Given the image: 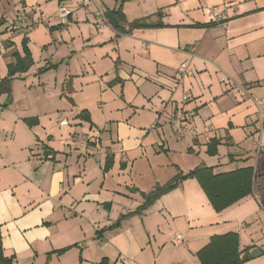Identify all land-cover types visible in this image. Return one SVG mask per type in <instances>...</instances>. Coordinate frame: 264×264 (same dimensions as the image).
Instances as JSON below:
<instances>
[{
	"label": "crops",
	"instance_id": "1",
	"mask_svg": "<svg viewBox=\"0 0 264 264\" xmlns=\"http://www.w3.org/2000/svg\"><path fill=\"white\" fill-rule=\"evenodd\" d=\"M165 1L164 5L149 7L147 13H140L146 8L136 0L123 6L128 23L145 19L150 24L161 21L165 27L136 29L117 36L110 26L114 33L106 30L93 37L86 33L87 26L97 25L119 1L95 0L92 6L84 0H0V81L9 75L13 54L24 55V40L31 51L32 67L36 63L32 46L41 37L46 41V51L49 46L60 45L58 58L66 54L59 63L58 59L44 58L37 81L26 77L32 67L17 76L12 82V97L0 94L1 101H8L7 110L0 104V228L4 253L14 257L15 264H100L103 259L109 264H201L197 253L210 238L229 232L239 234L243 254L254 249L260 252L243 264H264V0ZM61 7L70 12L67 27L58 20L26 34L17 27L20 19L52 17ZM213 9L223 14V20L217 21L211 14ZM177 11L180 20L172 23L170 17ZM211 22L218 24L195 27ZM136 36L143 39L142 52H135L133 45L128 63L110 56L115 64L109 63L107 73L101 71L99 77L102 82L106 79L110 88L111 83L125 85L132 80L135 70L152 74L153 79L140 77L138 82L159 84L142 98L146 102L142 108L152 111L145 112L153 121L148 126L134 124L144 111L124 97L126 105L122 107L128 106L129 111L123 108L121 117L105 116L100 126L90 108H76L75 82L88 74L77 65V58L84 54L85 63V51L111 45L115 39L121 47L125 38ZM136 57H144L153 71L144 72ZM184 62L188 65L179 78L176 73ZM65 64L69 69L60 85L59 102L66 99L71 111L77 112L74 127L59 138L53 125L67 126L68 122L52 121L66 112L65 107L43 108L44 99H40L41 109L37 110L24 95H29L36 83L42 84L43 76L55 77ZM78 82L82 88L89 85ZM180 85L189 96L185 105L171 95L168 99L169 93L162 90ZM18 97L24 100L15 106ZM57 97L45 101L57 102ZM83 112L87 114L81 116ZM183 115L187 118L182 127L184 137L175 126ZM29 118L38 119L37 125L28 126L24 120ZM155 133L159 136L149 144ZM213 139L220 145L217 155L210 156L207 150ZM152 152L185 162L178 163L175 158L171 164L159 165L171 166L170 175L165 179L159 175L149 188L128 183L138 160H150ZM108 155L114 163L105 172ZM200 166L213 167L216 174L253 168V193L218 213L198 181L189 179L141 215L125 219L119 229L105 231L98 239L99 231L111 227L121 215L135 212L144 203L143 194L166 184L179 171L188 173ZM178 235L181 244L174 243ZM67 247L71 249L57 253Z\"/></svg>",
	"mask_w": 264,
	"mask_h": 264
},
{
	"label": "rangeland",
	"instance_id": "2",
	"mask_svg": "<svg viewBox=\"0 0 264 264\" xmlns=\"http://www.w3.org/2000/svg\"><path fill=\"white\" fill-rule=\"evenodd\" d=\"M105 1L108 2V0H105ZM128 1L129 0H126L125 3H127ZM136 1L140 5L142 3L143 8H146V11L142 10L140 13H147L149 11V7L153 8L156 5L166 4L165 0H136ZM125 3H124V5H125ZM91 4H92V6H94L93 2H91ZM156 10H157V8H155L153 11H156ZM172 14H173V16L170 17L171 22L177 23L176 21L180 20L179 14H181V13L179 11H177V12H174ZM96 16L100 17V13L98 12V15H96ZM93 18H94V16H93ZM185 18L187 21L189 20V17H185ZM101 19L103 20V17L99 18V20H101ZM42 27H44V26H41V28ZM87 27H88V29L86 30V33H92L93 37L94 36H97V37L100 36L102 33H105L106 30L114 33V31L112 30L110 25H108L107 27H105L103 29H98L96 27V24L90 23V26H87ZM37 28H35V29H37ZM51 38L53 40H55L54 36H51ZM117 40L115 39V41L110 43L111 45L99 46V47L92 48V49L85 51V54L88 57V59L85 61V63H84V54H81L77 58V62H76L77 65L82 68V71L88 72V74H86L82 79H78L77 82H75L76 86H75L74 98L76 99V102H77L76 108H83V107L90 108L91 112L94 116V120L100 126H102L105 123L104 121L106 120L105 116L108 117V115H109L110 117H121V116H124L123 112L125 110L123 111V108L127 109L126 112L129 111L128 106L122 107L123 105H126V102L123 100L124 97L126 99L128 97L131 101H133V103L135 104V105L133 104L134 106L137 105V107H139L142 111H144L143 114H141L140 116L137 115L138 120H134V124L136 123L140 126H148L153 121L152 120L153 117L147 115V112L152 113V111L149 110L147 107L142 108V105H146V102H144L142 98H143V96L150 95V93H152L155 88L159 87V84L155 81L150 82V81H146V80L138 82V78H140V77H143V78L144 77L145 78L152 77V74H150V75L142 74L138 70H135L136 74H134L132 76L133 77L132 80H129L125 85L122 84L121 82L120 83L117 82V83L113 84L112 86L109 85L110 88L107 87L106 79H104L105 82H102L101 81L102 78L99 77V73L101 71H106L105 73H107L109 63L115 64L116 61L114 59H111L110 56L115 55V59L120 57L122 61H124L122 59V58H124L125 62H127L128 60H132V54H133L132 53L133 52L132 46L133 45H135V47H136L135 52H137V53L142 52V47L140 46V44H142L143 39H141L138 36H136V38L130 37L129 40H127L125 38V41H124V43L121 44V47H120V43H118ZM79 42H78V46H80V44H81V42L80 43ZM45 43H46L45 39L43 37H41L36 42V44L34 46H32L36 63L32 67V69L29 71V73L26 75V77L29 81L30 80H33V81L38 80V77L36 76V74L40 70V67L43 65V59L44 58H50L49 60H51L53 62H55L58 59V63H59L61 60L60 58L66 57V54H61L60 57L58 58V55H57L58 49L57 48H59L60 45L59 46L58 45L57 46H55V45L49 46V50L46 51V49H44V47H43L45 45ZM138 44H139V48H138ZM119 49H121V51ZM129 51H131V53H128ZM121 53H123V56ZM143 59H145V58L143 57ZM143 59H140V57L139 58L136 57L135 62L137 64L138 63L141 64L140 67L143 68L144 72L151 73L153 71V67L149 64V62L144 61ZM93 63H95V64L93 65ZM129 66L132 67V64ZM92 67H94V69L97 70V73L92 69ZM68 69H69L68 65L65 64V65L61 66L59 71H57L55 73V75H56L55 77H53L51 74H47V75L43 76L42 79L44 82L40 85L38 83H36L34 86H32L33 91H29L30 92L29 95H24L26 99L30 100L29 102H30V104L33 105V108L35 107L37 110L41 109L40 99H44V103L42 105L43 108H45V106L49 107L51 109H54L57 107L56 109L60 108L63 110V108L65 107L64 110L66 112L59 113L58 118H53V121H52V123L53 122L57 123V122H61V121H67L68 122L67 126L61 125V124L53 125L54 130L58 134L59 138H62L64 136V133L67 130L72 129L74 127V125H75L74 113L77 112V110H75L74 113L71 111L70 103H68V101L66 99H63L61 102H59L60 101L59 100V98H60L59 94H61V92H62L60 85H61L62 81H64L66 74H68ZM71 70H74V69L71 67ZM75 70H78V68H76V65H75ZM129 75H131V74H129ZM135 76L137 77L136 80H134ZM176 76H178V70H177ZM152 79H153V77H152ZM79 80H83V83H87L89 85L86 88H82V85L78 82ZM32 83H34V82H32ZM32 83L30 82L29 84L31 85ZM176 83H178V81H176ZM112 87H114V88H112ZM160 89H162L161 86H160ZM165 89L166 90H164V89H162V90L164 93H167V92L169 93V95L167 96L168 99L171 95L173 97L174 101H177L179 103L181 100V102H183V104L185 105L186 101H184V96L188 95V94L186 93L187 90H185L181 85L177 86L175 88L166 86ZM171 92H173V93H171ZM54 95H58V97H57L58 101L57 102H46L45 101L46 98H53ZM155 95L156 94L154 92L152 94V96L155 97ZM21 97H23V96H21ZM21 97H18V101L15 103V106L17 105V103L19 101L24 100V98L21 99ZM7 102L8 101H6V100H3V101L0 100V104L3 106L2 110L8 109V107L5 106ZM156 106H157V103H156ZM2 110L0 111V114H1ZM145 111H147V112H145ZM155 114H157V113H155ZM161 123H162V121H161ZM148 129L152 131L151 128H148ZM156 136H159V134L157 135L155 133L154 135H152L151 139L149 140V144L153 143ZM182 137H184V136H182ZM56 140L58 141L60 139L57 138ZM153 154L150 155V157H151L150 160H141V159L138 160V164H136L134 170L131 171V173L127 177L128 183L135 184V185L137 184V187L139 186L142 189L149 188L156 177H158L160 175L161 179H165V177H167V174H169L171 171V168H172L171 166L165 167V166H159V165H161L162 163L166 164L168 162H170L168 164H171V161H174L175 158H176V161H178V163H184L185 162V161L183 162L182 159L177 158V157L172 158L173 156H170V157L163 156V155L156 156L154 154L156 157H152ZM113 214H115V213H113ZM110 219H113V218H110ZM106 220H108V218H106ZM260 229H261V227L257 228L256 230L259 231Z\"/></svg>",
	"mask_w": 264,
	"mask_h": 264
},
{
	"label": "trees",
	"instance_id": "3",
	"mask_svg": "<svg viewBox=\"0 0 264 264\" xmlns=\"http://www.w3.org/2000/svg\"><path fill=\"white\" fill-rule=\"evenodd\" d=\"M63 0H59L61 2ZM119 1L117 8L109 10L105 13L109 25L117 32V36L131 34L136 29L148 28H163L165 25L159 21L150 24L145 19H139L132 23H128L125 17L123 6L126 0ZM158 17L162 19V14L158 13ZM218 22H211L207 24H196L198 28H209L217 25ZM23 53L21 56L18 53L13 54L15 61L8 67L9 75L0 81V94H7L12 97V82L13 80L24 73H26L33 65L31 51L28 48L27 41H23ZM120 82V81H117ZM113 85V83L109 84ZM87 113L83 112L81 116ZM28 126L37 125L38 119L29 118L24 120ZM220 141L213 139L208 145V154L215 156L218 153ZM192 152L191 149L188 150ZM104 171L108 172L113 167V157L107 156ZM189 179H196L201 188L207 195L213 209L216 212H222L225 209L240 202L244 198L253 193L254 186V170L253 168H244L234 172L216 174L213 167L200 166L188 173L181 171L169 182L164 185H156L155 188L148 194H143L144 203L133 213L121 215L119 219L111 227L106 230L99 231L98 239H102L105 231H114L121 227L122 222L134 215H141L145 210L152 206L162 196L175 190L184 181ZM70 247L57 251L59 255L67 252ZM242 254L240 250V237L238 233L229 232L225 235L213 236L209 243L201 249L197 256L201 264H243ZM0 264H15L14 257H7L4 253L3 238L0 228ZM100 264H109L108 259H103Z\"/></svg>",
	"mask_w": 264,
	"mask_h": 264
},
{
	"label": "built area",
	"instance_id": "4",
	"mask_svg": "<svg viewBox=\"0 0 264 264\" xmlns=\"http://www.w3.org/2000/svg\"><path fill=\"white\" fill-rule=\"evenodd\" d=\"M84 1L85 2H95V0H84ZM211 14L217 19V21H221L224 18L223 14L218 13L216 9L211 10ZM69 15H70V12L65 7H61V8H59L57 14L52 16V17L40 18L37 21H31V20H28L25 18L20 19V21L17 24V27L22 33H25V34L28 33L29 31L37 28L39 25H46L47 26V25L55 22L56 20H58V22H60V24L62 26L67 27L70 24L68 21ZM108 25H109L108 20L103 15V20L100 23H98L96 25V27L98 29H103V28L107 27ZM193 52H195L194 48H193ZM187 65H188L187 62H184L183 64H181L179 72H178L179 78L182 77L183 71L186 69ZM233 87L234 88H240L237 85H233ZM240 89L243 90L242 88H240ZM188 99H189V96L185 95L184 101H188ZM258 105L259 106L261 105L260 102H258ZM191 116H193V114ZM186 120H187V118H185V116L183 115L182 117L176 119V122H175V126L177 128V131L181 136H185V131L182 130V127L185 124ZM85 141H86V139H85ZM182 241H183L182 237L180 235H178V236H176L174 243L175 244H181Z\"/></svg>",
	"mask_w": 264,
	"mask_h": 264
},
{
	"label": "water",
	"instance_id": "5",
	"mask_svg": "<svg viewBox=\"0 0 264 264\" xmlns=\"http://www.w3.org/2000/svg\"><path fill=\"white\" fill-rule=\"evenodd\" d=\"M49 153H51V152H49ZM45 155L47 156V154H45ZM258 255H260V252L258 250H256V249H254V250H251L248 253L243 254L242 255V260L243 261H248L251 258H256Z\"/></svg>",
	"mask_w": 264,
	"mask_h": 264
}]
</instances>
